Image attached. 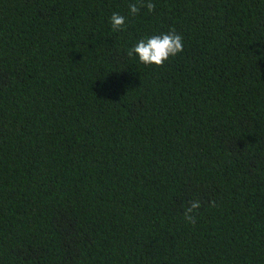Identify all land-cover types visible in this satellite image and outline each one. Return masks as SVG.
<instances>
[{
    "label": "trees",
    "instance_id": "trees-1",
    "mask_svg": "<svg viewBox=\"0 0 264 264\" xmlns=\"http://www.w3.org/2000/svg\"><path fill=\"white\" fill-rule=\"evenodd\" d=\"M136 2L0 0V264H264V0Z\"/></svg>",
    "mask_w": 264,
    "mask_h": 264
},
{
    "label": "clouds",
    "instance_id": "clouds-1",
    "mask_svg": "<svg viewBox=\"0 0 264 264\" xmlns=\"http://www.w3.org/2000/svg\"><path fill=\"white\" fill-rule=\"evenodd\" d=\"M142 7H146L149 12L154 11L155 4L151 0H137L136 3L129 4V13L137 15ZM126 17L114 12L110 18L113 31H120L126 27ZM183 51V38L175 28L166 33L151 35L140 39L133 47L128 49L129 57H138L139 62L144 65L163 66L170 57H174ZM215 206V201L212 205ZM200 208V201L195 200L185 208L184 219L195 224V214Z\"/></svg>",
    "mask_w": 264,
    "mask_h": 264
}]
</instances>
